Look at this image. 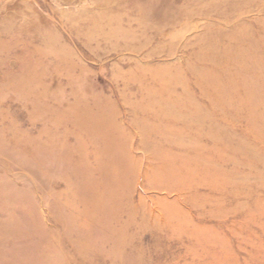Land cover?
I'll list each match as a JSON object with an SVG mask.
<instances>
[{
    "label": "rangeland",
    "instance_id": "obj_1",
    "mask_svg": "<svg viewBox=\"0 0 264 264\" xmlns=\"http://www.w3.org/2000/svg\"><path fill=\"white\" fill-rule=\"evenodd\" d=\"M0 264H264V0H0Z\"/></svg>",
    "mask_w": 264,
    "mask_h": 264
}]
</instances>
